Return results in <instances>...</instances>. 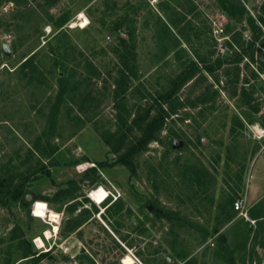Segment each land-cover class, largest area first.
Segmentation results:
<instances>
[{"label": "rangeland", "instance_id": "rangeland-1", "mask_svg": "<svg viewBox=\"0 0 264 264\" xmlns=\"http://www.w3.org/2000/svg\"><path fill=\"white\" fill-rule=\"evenodd\" d=\"M262 3L0 0V264H263ZM232 6L255 18L256 40ZM239 35L254 61L238 64L236 85L222 80L234 64L207 74L199 57L227 61ZM120 38L130 51L126 118L158 104L165 112L134 174L108 167L115 155L101 138L117 128ZM190 63L198 71L175 90ZM21 189L28 200L16 199ZM36 202L47 210L33 211Z\"/></svg>", "mask_w": 264, "mask_h": 264}, {"label": "trees", "instance_id": "trees-1", "mask_svg": "<svg viewBox=\"0 0 264 264\" xmlns=\"http://www.w3.org/2000/svg\"><path fill=\"white\" fill-rule=\"evenodd\" d=\"M231 8H237L236 13L239 19H242L244 16H246V23L248 24L252 32V36H254V40H256L258 37H256L255 34L258 27L255 25V18L250 16L242 6H232ZM231 10L224 8V11L228 16L237 18L236 14ZM260 12L261 15L257 17V20L260 23H264V0L260 7ZM117 29L119 30V27ZM240 40L241 39L239 35L238 39L234 38L232 39V41L227 42V45L231 49H233V53L230 56V59H228L227 61H223L222 59L218 58L216 59V61L209 64L206 60L199 57L198 62L203 63L202 69L207 74L213 76L216 67H221L225 62L228 64H234V67L232 69L227 68L224 70V76L222 80H225V82L228 84L236 85V82L239 78L238 64L242 61L243 58H246L250 62L254 61L253 52H251L250 54L245 53L244 55L240 53V50L243 49L244 45L243 42H240ZM120 41L121 48L123 50V55L119 58V60L121 61V68L118 70L117 76L113 82V96L115 100L114 108L116 110L115 121L117 123V128L115 129V131H109L102 134L101 138L108 146L110 152L115 155V159L110 164H108V167L120 165L126 168L130 174H134L135 159L146 150L148 144L157 139L158 133L160 132L164 122L165 112L161 107L162 105L158 104V106L156 108L154 107L153 109H145L143 111H141V109H137L130 120L126 118L127 116L123 113L124 107L123 100L121 98L125 95L129 84V68L126 61L128 60L127 57L129 56L130 51L128 49V46L126 45V41L123 38H120ZM260 44L264 48V41H262ZM250 45L253 46L254 41H251ZM28 62L29 59H26L22 66L25 67ZM189 67L190 69L186 73H184V76L180 79V83L176 86L175 90L179 89V87H181L184 83L191 80V78L194 77L196 72L198 71L195 63H190ZM214 78L216 79V81H218L215 75ZM175 90L166 91L159 95L162 103H168L170 98L174 95ZM240 94L241 96H245L246 93L244 87L240 90ZM232 95H236V88H234V92ZM100 166L103 167L106 165L100 164ZM70 194V190L58 191L55 195V199H61L63 197L71 196ZM16 199H21L22 201L26 200V196L22 192V189L17 193ZM27 254H29V248L27 249ZM29 256H31L32 259L36 256V260L39 261L46 256V252L40 253L38 255L34 253L26 255L25 257ZM229 262L230 264H233V260L231 258L229 259Z\"/></svg>", "mask_w": 264, "mask_h": 264}, {"label": "bare ground", "instance_id": "bare-ground-1", "mask_svg": "<svg viewBox=\"0 0 264 264\" xmlns=\"http://www.w3.org/2000/svg\"><path fill=\"white\" fill-rule=\"evenodd\" d=\"M80 18L82 20L80 19L81 22H80L79 26L80 27H84L87 24V20L85 18H83L82 15H80ZM49 221L54 224L53 225V229H54V232H56L57 231V226L56 225L58 223L57 222L58 221V215L56 213H50L49 214ZM50 234H51V232L48 231V230L43 233L44 237L46 236L45 238H49ZM34 243L36 244V246L38 248H43L44 247V242H43L42 238H40V237H36L35 240H34ZM121 263L122 264H133V261H132L131 258H129L127 256V257L122 258Z\"/></svg>", "mask_w": 264, "mask_h": 264}, {"label": "built area", "instance_id": "built-area-1", "mask_svg": "<svg viewBox=\"0 0 264 264\" xmlns=\"http://www.w3.org/2000/svg\"><path fill=\"white\" fill-rule=\"evenodd\" d=\"M101 187H97L95 190H93V191H97L98 189H100ZM93 191H91L90 193H89V196H90V194L93 192ZM106 193V197H105V199L103 200V201H105L107 198H108V195H109V192H105ZM37 203L38 202H36L34 205H33V211H34V209H35V206L37 205ZM46 208V210H47V206L45 207ZM234 208H235V210H241V208H242V205H241V203H235V206H234ZM32 211V212H33Z\"/></svg>", "mask_w": 264, "mask_h": 264}, {"label": "water", "instance_id": "water-1", "mask_svg": "<svg viewBox=\"0 0 264 264\" xmlns=\"http://www.w3.org/2000/svg\"><path fill=\"white\" fill-rule=\"evenodd\" d=\"M2 52H3V54L6 55V56H9V55H10V49H9L8 45L4 44V45L2 46ZM28 199H29V197L27 196V197H26V200H28ZM263 264H264V261H263Z\"/></svg>", "mask_w": 264, "mask_h": 264}, {"label": "clouds", "instance_id": "clouds-1", "mask_svg": "<svg viewBox=\"0 0 264 264\" xmlns=\"http://www.w3.org/2000/svg\"><path fill=\"white\" fill-rule=\"evenodd\" d=\"M37 206L46 207V204L44 202H38V205Z\"/></svg>", "mask_w": 264, "mask_h": 264}]
</instances>
